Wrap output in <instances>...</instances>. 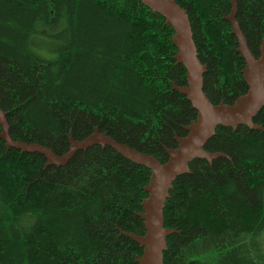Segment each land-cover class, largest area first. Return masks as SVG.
I'll list each match as a JSON object with an SVG mask.
<instances>
[{"label":"trees","instance_id":"1","mask_svg":"<svg viewBox=\"0 0 264 264\" xmlns=\"http://www.w3.org/2000/svg\"><path fill=\"white\" fill-rule=\"evenodd\" d=\"M189 16L204 91L213 104L247 92L245 61L225 17L231 0H175ZM256 57L264 0H237ZM174 31L138 0H0V106L16 141L63 155L69 136L95 128L167 161L165 148L197 111ZM264 127V108L254 119ZM2 127L0 125V133ZM166 202L164 264H264V132L218 127ZM7 149L0 139V264H138L144 187L151 171L109 147L79 151L62 167Z\"/></svg>","mask_w":264,"mask_h":264},{"label":"water","instance_id":"2","mask_svg":"<svg viewBox=\"0 0 264 264\" xmlns=\"http://www.w3.org/2000/svg\"><path fill=\"white\" fill-rule=\"evenodd\" d=\"M148 7L152 13L165 19V24L172 27L173 44L177 48L174 60L182 65L187 72L185 86L174 85V89L186 96L197 111L196 119L184 127L186 135L175 136L177 146L165 148L168 156L166 162L156 157L140 152L128 144L120 143L99 128L82 140L69 136V149L63 155L56 154L52 149L36 143H24L14 140L10 135V125L6 113L0 106V139L7 149H16L24 153L38 154L45 157L46 166L62 167L67 165L79 151L92 147H109L126 160L151 171L148 184L144 187L147 198L143 201V212L138 214L144 224L145 232L138 235L121 231V234L137 243L143 250L137 258L138 264H164V253L168 249L167 239L177 233L175 229L165 227L164 210L173 184L180 176L191 174L190 164L197 159L205 160L210 165L219 158H228L224 153L209 152L205 149L208 141L214 137L218 127L232 128L239 126L264 132V127L254 122L259 112L264 108V32L259 56L256 57L250 49L247 36L238 20V2L231 0V11L225 17L232 28V34L237 39V52L245 61L243 79L247 84V92L238 97L233 104L221 102L213 104L204 91V75L207 66L199 57L194 42L189 16L175 0H138Z\"/></svg>","mask_w":264,"mask_h":264}]
</instances>
